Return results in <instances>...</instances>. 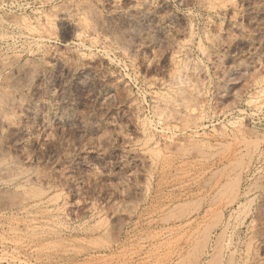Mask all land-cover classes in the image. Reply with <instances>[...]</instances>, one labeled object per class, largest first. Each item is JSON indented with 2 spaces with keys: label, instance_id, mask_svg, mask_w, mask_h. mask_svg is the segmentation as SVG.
Returning <instances> with one entry per match:
<instances>
[{
  "label": "rangeland",
  "instance_id": "rangeland-1",
  "mask_svg": "<svg viewBox=\"0 0 264 264\" xmlns=\"http://www.w3.org/2000/svg\"><path fill=\"white\" fill-rule=\"evenodd\" d=\"M0 264H264V0H0Z\"/></svg>",
  "mask_w": 264,
  "mask_h": 264
},
{
  "label": "bare ground",
  "instance_id": "bare-ground-1",
  "mask_svg": "<svg viewBox=\"0 0 264 264\" xmlns=\"http://www.w3.org/2000/svg\"><path fill=\"white\" fill-rule=\"evenodd\" d=\"M206 144H207V143H206ZM207 146H208V145H207ZM194 150H195V149H194ZM195 151H196V150H195ZM198 152H199V149H198ZM196 153H197V151H196ZM207 154H208V153H207ZM233 167H234V166H232V168H233ZM4 172H5V171H4ZM21 176H22V173H20V172L17 173V174H15V176L13 177V178H14L13 181H15V183L13 184V186L16 185L17 188H20V187H21V186H19V187L17 186L18 180L20 179ZM239 178H240V177H239ZM237 179H238V177H237ZM204 182H205V181H204ZM235 182H236V181H235ZM223 187H224V190H225L226 185H224ZM226 191H227V190H225V192H223V191H222V192H223V193H226ZM25 192H26V191H25ZM208 192H209V195H210L212 191L209 189ZM208 192H207V193H208ZM220 192H221V191H220ZM26 194L28 195L27 192H26ZM211 195H212V194H211ZM19 197H20V196H19ZM24 197H25V196H24ZM24 197H23V199H24ZM26 197H27V199H28L29 196H26ZM26 197H25V198H26ZM30 197H31V196H30ZM210 197H211V196H210ZM29 199H30V198H29ZM25 200H26V199H25ZM193 202H194V201H193ZM205 204H206V203H205ZM25 206H26V205H24V204L19 205V206L17 207V210H18V209H22V211L25 212V210H23V209H25ZM93 206H94V205H93ZM202 207H203V206H202ZM94 209H95V208H94ZM15 210H16V209H15ZM22 211H21V212H22ZM94 211H95V210H94ZM18 213H19V211H18ZM183 215H184V214H183ZM169 218H170V217H169ZM165 219H166V218H165ZM163 220H164V219H163Z\"/></svg>",
  "mask_w": 264,
  "mask_h": 264
}]
</instances>
